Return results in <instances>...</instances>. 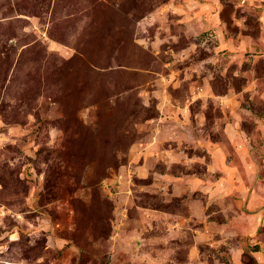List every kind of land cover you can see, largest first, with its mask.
Wrapping results in <instances>:
<instances>
[{"label": "rangeland", "instance_id": "1", "mask_svg": "<svg viewBox=\"0 0 264 264\" xmlns=\"http://www.w3.org/2000/svg\"><path fill=\"white\" fill-rule=\"evenodd\" d=\"M0 264H264V0H0Z\"/></svg>", "mask_w": 264, "mask_h": 264}]
</instances>
